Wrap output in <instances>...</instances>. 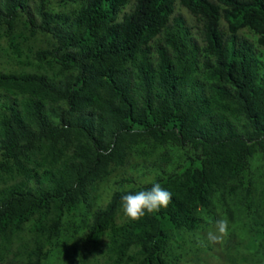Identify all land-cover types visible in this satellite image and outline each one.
<instances>
[{"label":"trees","instance_id":"1","mask_svg":"<svg viewBox=\"0 0 264 264\" xmlns=\"http://www.w3.org/2000/svg\"><path fill=\"white\" fill-rule=\"evenodd\" d=\"M128 1L82 0L70 17L41 1L36 24L28 0H0V39L31 67L0 73V264H45L66 218L91 211L90 188L158 148L166 171L91 212L71 264H168L172 237L202 231L215 204L242 221L224 263L264 264V189L249 167L264 162V0H135L119 20ZM176 6L201 23L198 39ZM39 32L54 43L22 62ZM154 183L172 193L167 208L117 223L121 197Z\"/></svg>","mask_w":264,"mask_h":264},{"label":"rangeland","instance_id":"2","mask_svg":"<svg viewBox=\"0 0 264 264\" xmlns=\"http://www.w3.org/2000/svg\"><path fill=\"white\" fill-rule=\"evenodd\" d=\"M44 3L43 8L51 14H65L71 16L72 12L78 8L82 0H28L29 12L34 16L36 24L40 23L39 16L35 13L34 7ZM135 4V0H129L128 4L119 14V20L125 13H129ZM182 16L190 27L192 34L196 39L199 38L201 23L185 9L176 6L174 16ZM221 23V31L226 35L227 28L223 21ZM29 35V34H28ZM239 37L247 39L250 43L256 45L255 37L246 30L239 32ZM54 43L51 36L37 33L34 37H29V41L24 45L22 62H26L28 57L31 59L30 52L33 50L48 48ZM153 44L151 57L155 56V46ZM257 52L264 59V50L257 48ZM29 59V60H30ZM31 67L22 66L19 61L12 55L6 38L0 39V73L10 72L16 69H29ZM160 149H156L154 153L148 157H142L130 152L127 156L125 166L115 168L112 173L102 181L94 184L90 188L91 205L90 212L86 210L85 205L80 204L77 211L69 218H66L64 228L59 237L54 240V244L50 247L48 258L45 264H71V248L83 232L90 220L91 212L100 209L106 205L111 195L117 190H125L135 188L140 185L147 184L154 180L158 174H163L166 171L164 166L158 162V153ZM162 151V150H161ZM176 162H181L183 154L177 150L171 153ZM250 174L255 180V194H259L264 189V162L260 154L255 155L249 163ZM0 187L2 184L0 183ZM230 202V201H229ZM228 208L230 207V203ZM205 228L202 231H186L180 230L179 236H173L167 250L168 264H225L224 254L228 247L238 241L242 235V221L238 216L229 218L225 212L223 205L215 204L210 215L203 213ZM126 216L119 214L117 223L124 220ZM225 219L228 221V234L218 242H212L208 238V232H215V222ZM107 240L103 239L102 245L105 247ZM104 255L97 256L92 264H108L105 261Z\"/></svg>","mask_w":264,"mask_h":264},{"label":"clouds","instance_id":"3","mask_svg":"<svg viewBox=\"0 0 264 264\" xmlns=\"http://www.w3.org/2000/svg\"><path fill=\"white\" fill-rule=\"evenodd\" d=\"M172 193L154 183L149 190L138 191L135 194H126L121 197V209L130 220L137 221L146 213L158 212L161 208H167L171 202ZM216 231H209L210 241L218 243L228 234V221L220 219L215 222Z\"/></svg>","mask_w":264,"mask_h":264}]
</instances>
